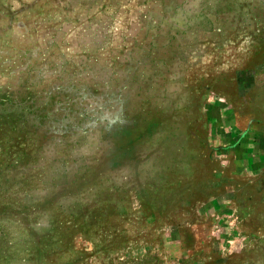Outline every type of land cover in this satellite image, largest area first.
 <instances>
[{
	"label": "rangeland",
	"instance_id": "374dc122",
	"mask_svg": "<svg viewBox=\"0 0 264 264\" xmlns=\"http://www.w3.org/2000/svg\"><path fill=\"white\" fill-rule=\"evenodd\" d=\"M0 264H264V0H0Z\"/></svg>",
	"mask_w": 264,
	"mask_h": 264
}]
</instances>
